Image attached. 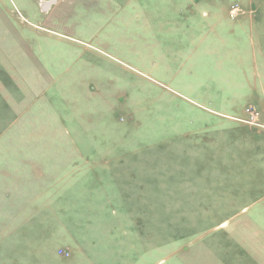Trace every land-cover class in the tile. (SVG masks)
<instances>
[{"label":"rangeland","instance_id":"1","mask_svg":"<svg viewBox=\"0 0 264 264\" xmlns=\"http://www.w3.org/2000/svg\"><path fill=\"white\" fill-rule=\"evenodd\" d=\"M0 264H264V0H0Z\"/></svg>","mask_w":264,"mask_h":264},{"label":"crops","instance_id":"2","mask_svg":"<svg viewBox=\"0 0 264 264\" xmlns=\"http://www.w3.org/2000/svg\"><path fill=\"white\" fill-rule=\"evenodd\" d=\"M192 37H194L195 39H199L200 42H203V41H206V39H208V37H211L213 39V41H216V42H220V35L219 33H214L213 35H205V34H202V36H198L195 34V35H192ZM230 147V146H229ZM211 148L212 149H220V146L217 144V142H212L211 143Z\"/></svg>","mask_w":264,"mask_h":264}]
</instances>
